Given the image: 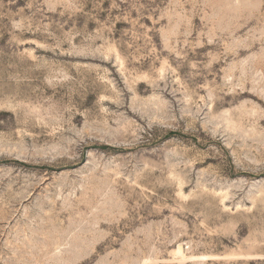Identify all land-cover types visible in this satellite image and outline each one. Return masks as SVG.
Returning <instances> with one entry per match:
<instances>
[{"label":"rangeland","instance_id":"1","mask_svg":"<svg viewBox=\"0 0 264 264\" xmlns=\"http://www.w3.org/2000/svg\"><path fill=\"white\" fill-rule=\"evenodd\" d=\"M0 264H264V0H0Z\"/></svg>","mask_w":264,"mask_h":264},{"label":"bare ground","instance_id":"2","mask_svg":"<svg viewBox=\"0 0 264 264\" xmlns=\"http://www.w3.org/2000/svg\"><path fill=\"white\" fill-rule=\"evenodd\" d=\"M179 251L181 252V249Z\"/></svg>","mask_w":264,"mask_h":264}]
</instances>
